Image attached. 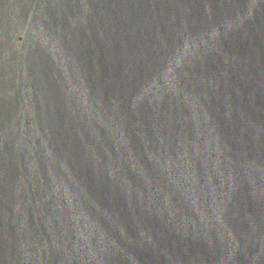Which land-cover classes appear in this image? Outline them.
Wrapping results in <instances>:
<instances>
[{"label": "water", "instance_id": "obj_1", "mask_svg": "<svg viewBox=\"0 0 264 264\" xmlns=\"http://www.w3.org/2000/svg\"><path fill=\"white\" fill-rule=\"evenodd\" d=\"M0 264H264V0H0Z\"/></svg>", "mask_w": 264, "mask_h": 264}]
</instances>
